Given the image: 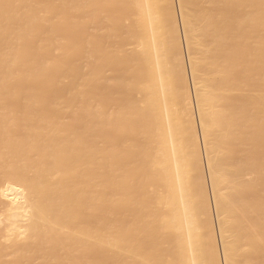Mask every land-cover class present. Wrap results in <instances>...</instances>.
Masks as SVG:
<instances>
[{
    "label": "bare ground",
    "instance_id": "1",
    "mask_svg": "<svg viewBox=\"0 0 264 264\" xmlns=\"http://www.w3.org/2000/svg\"><path fill=\"white\" fill-rule=\"evenodd\" d=\"M0 264H264V0H0Z\"/></svg>",
    "mask_w": 264,
    "mask_h": 264
},
{
    "label": "rangeland",
    "instance_id": "2",
    "mask_svg": "<svg viewBox=\"0 0 264 264\" xmlns=\"http://www.w3.org/2000/svg\"><path fill=\"white\" fill-rule=\"evenodd\" d=\"M176 4H178V3H177V1H176ZM176 6H177V5H176ZM74 39H75V38H74ZM79 39H80V37H79V36H77V37H76V39H75V41H78ZM184 49H185V47H184ZM45 91H46V92H45ZM47 92H48L47 90H44V93H45V94H47ZM122 98H124V99H122V100H120V99H119V100H120V102H119L120 104H121V103H123V102H124V100L126 99V98H125V95H124V96H122ZM15 110H16V111H19V110H20V108H19V107H16V109H15ZM65 117H66V115H61L59 118H60V119H63V118H65Z\"/></svg>",
    "mask_w": 264,
    "mask_h": 264
}]
</instances>
